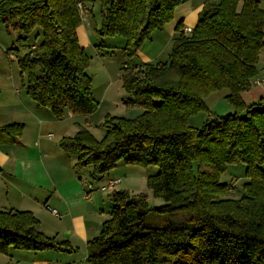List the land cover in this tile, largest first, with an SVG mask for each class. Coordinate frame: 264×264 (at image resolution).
<instances>
[{"label": "trees", "instance_id": "obj_1", "mask_svg": "<svg viewBox=\"0 0 264 264\" xmlns=\"http://www.w3.org/2000/svg\"><path fill=\"white\" fill-rule=\"evenodd\" d=\"M84 1L0 0L1 23L28 49L23 56L14 43L9 49L22 86L56 119L68 112L87 115L96 106L89 57L77 35ZM183 1L98 0L97 32L123 37L130 59ZM175 31L167 62L122 71L131 96L125 103L143 108L138 117L106 116L101 141L80 127L59 142L77 167H93L92 176L119 162L158 167L147 185L164 204L150 208L143 195L112 190L109 217L87 243L86 264H264V97L250 104L241 97L256 78L264 48V7L259 0H211L190 34L183 22ZM223 89L233 112L192 125L193 115L208 111L204 98ZM23 128L17 121L0 126V144L17 143ZM237 163L245 165L244 193L223 200L230 186L220 176ZM151 213L161 225H146ZM38 225L29 210L0 209V252L75 251Z\"/></svg>", "mask_w": 264, "mask_h": 264}, {"label": "crops", "instance_id": "obj_2", "mask_svg": "<svg viewBox=\"0 0 264 264\" xmlns=\"http://www.w3.org/2000/svg\"><path fill=\"white\" fill-rule=\"evenodd\" d=\"M194 7L188 6L183 13L176 10L179 15L174 12L172 20L165 24L168 27L177 16L175 25L170 26L171 40L179 22H183V30L195 26L200 7ZM258 65L260 69L264 67V48L260 50L256 75V78H263L264 72L258 73ZM27 97L13 83L5 87L0 84V126L15 120L23 121L26 126L27 119L32 126L31 130L22 132L17 143L0 144V209L31 211L39 219L38 229L41 232L68 241L76 250L71 256L37 251L19 254V257H28L31 264H83L82 261L75 262L86 261L88 241L99 234L101 224L109 217L111 198L106 193L108 189L101 191L99 188L109 178H121V175L113 170L96 181L89 178V169L77 167L76 160L60 148L58 139L51 140L54 136L50 132L43 133L44 122L51 124L53 120L50 111L38 108ZM241 97L245 104L259 101L264 97V85L252 83L248 90L241 93ZM36 116L48 119H39L37 124L33 119ZM62 121L54 123L60 125ZM68 130H64L62 136H67ZM45 206L54 209L57 215ZM12 251L11 248L7 253L14 257Z\"/></svg>", "mask_w": 264, "mask_h": 264}, {"label": "rangeland", "instance_id": "obj_3", "mask_svg": "<svg viewBox=\"0 0 264 264\" xmlns=\"http://www.w3.org/2000/svg\"><path fill=\"white\" fill-rule=\"evenodd\" d=\"M210 1L211 0H184L175 8L174 12L178 10V13H183V11L190 5L195 6L194 8L200 7L198 10L200 12L204 3ZM242 1L243 0H239V5H241ZM259 1L261 6L264 7V0ZM83 7V9H80L82 19L79 26L80 33L77 35L80 45H82L85 53L89 57V63L86 72L91 77L92 96L96 102V106L95 110L87 115H70L68 112L62 117V119H56L52 115L53 120L51 124L44 122L43 133L45 134L50 132L54 136V138L51 140L58 139V144L63 137H66L62 136L64 130L69 129L67 131L68 134L66 135L67 137H72L76 134L80 127L87 129L97 141H101L104 138L106 132L103 126L106 116H119L132 119L138 117L142 113L143 108L141 106L129 105L125 103L128 99H131V96L124 90L122 86V71L125 67L138 66L143 63L156 64L167 62L173 45V40H171V32L169 31L170 26L173 27L175 25L177 22L176 18L179 15L176 12V18L170 23L168 27H165L164 25L161 30H154L151 32L150 38L143 42L139 51L137 52V56L131 57L129 59L122 49L125 44V39L123 37H102L98 34L97 30L99 29L101 23V14L98 0H85ZM185 24H188V20L185 22ZM162 30L163 32L160 33ZM186 33L190 34V31ZM16 36L17 35L14 31H7L0 21V45H2V47H0V84L2 87H5L8 86L9 83H13L14 86L19 89L22 95L28 96L25 87L22 86L21 83L17 59L15 58L14 52L9 51V49L13 46V43V47L18 49V54L20 56H23L28 50L25 45H21L19 43L17 44L15 42ZM258 69V73L260 71L264 72V67L260 69L258 65ZM227 92V89H223L214 91L207 95L204 98V101L208 111H202L196 115H193L191 117V124L199 127L202 125L208 115H224L226 113L233 112L232 106L225 98ZM27 99L32 102V99L29 96ZM33 119L38 124L39 119L45 121L48 118L36 116ZM61 120H63V123H61L62 125L54 123V121ZM15 121L24 123L21 120ZM29 121L30 119L26 120V126L24 123L23 131L25 129H32V126L29 125ZM82 168L89 169L91 176L88 173V177H91V179L95 181L101 179L103 176H107L111 171L116 170V173L121 175L123 182L122 184L120 183L119 186H115L116 188L114 187L108 189L106 192L108 194H110L112 190H126L131 195H143L150 208H156L164 204L162 199L153 195L152 191L147 185V178L150 175L157 173V166L126 165L122 162H119L108 173H103L96 176H92L93 167L91 165L83 166ZM220 181L230 186V194L221 197V199H238L240 195L244 193L243 185L245 182H247V178L245 177V165L242 163L227 165L226 170L220 176ZM181 217L182 215L178 214L174 219L178 220ZM161 224L162 219L157 213H151L146 221V225L151 227L159 226ZM45 251H53L57 253L60 252L59 254L61 255L70 256L75 255L74 253H76V250L70 253L56 251L53 249ZM12 252H14V257L6 252H0V264H31L32 261L28 257H19V254H29V252L33 253L37 251L13 249ZM59 261L63 262L65 260ZM78 261H82L83 264H86V261L84 260H77L75 263Z\"/></svg>", "mask_w": 264, "mask_h": 264}, {"label": "built area", "instance_id": "obj_4", "mask_svg": "<svg viewBox=\"0 0 264 264\" xmlns=\"http://www.w3.org/2000/svg\"><path fill=\"white\" fill-rule=\"evenodd\" d=\"M78 7H79V9H83V8H84V7H83V3H79ZM184 31H185V32L191 31V28H185ZM253 84H255V85L263 84V85H264V78H256V79H254V80H253ZM49 136H51V134H49ZM120 182H121V178H118V177H115V178H109V179L107 180V182H106L104 185L100 186L99 189H100L101 191H105V190H107V189H109V188H114V187L117 186ZM45 207H46V209L49 210L52 214L57 215V212H56L54 209L50 208L49 206H45Z\"/></svg>", "mask_w": 264, "mask_h": 264}]
</instances>
